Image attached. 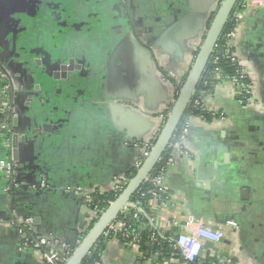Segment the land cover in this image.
Returning <instances> with one entry per match:
<instances>
[{
    "label": "crops",
    "instance_id": "obj_1",
    "mask_svg": "<svg viewBox=\"0 0 264 264\" xmlns=\"http://www.w3.org/2000/svg\"><path fill=\"white\" fill-rule=\"evenodd\" d=\"M35 1L0 0V65L15 74L18 116L2 112L0 97V162L11 156V132L20 138L14 172H0V264H46L42 249L22 248L20 225L30 219L41 241H82L91 209L67 189L109 192L131 173L141 156L136 145L160 126L158 114L176 93L161 81L155 56L182 85L223 0ZM236 48L264 97V10L249 12ZM38 56L46 69L33 68ZM209 96L226 124L192 123L196 156L179 157L166 180L170 201L151 200L147 209L168 238L190 217L212 229L235 222L239 229L228 228L221 244H205L201 261L264 264V116L241 106L229 83ZM42 180L48 190L40 192ZM149 251L113 239L102 264H151Z\"/></svg>",
    "mask_w": 264,
    "mask_h": 264
},
{
    "label": "built area",
    "instance_id": "obj_2",
    "mask_svg": "<svg viewBox=\"0 0 264 264\" xmlns=\"http://www.w3.org/2000/svg\"><path fill=\"white\" fill-rule=\"evenodd\" d=\"M264 10V0H239L238 4L232 14L230 20H233V28L225 36L227 42V58L231 61L233 66L238 67L237 74L238 77H229L228 75H223L220 69L216 68L214 70L215 80L218 83H229L233 90L236 101L243 107L255 111L258 114L264 116V97L260 96L257 92V86H255V81H253L245 62L240 58L237 48L236 41L238 37V32L240 27L243 25L244 20L247 19L249 12H256ZM219 48L218 44L216 46L215 52ZM215 54V53H214ZM157 70L162 78V81L167 84H172L174 87L178 88L180 85L175 81L173 74L166 70V67L162 63V59L157 57ZM216 64V62H215ZM254 78V77H253ZM3 77H0V86L5 82ZM7 87H3L4 93H6ZM210 94L205 91L196 90L193 95L192 102L188 109L187 114L190 111L200 110L203 113L210 114L213 118L210 121L213 123L226 124L227 119L225 115L221 112L211 109L209 106V96ZM167 116L163 115L162 120L166 121ZM197 119L202 123L208 124L209 121L206 120L204 116H186L184 124L180 129V132L176 135L175 141L170 145L168 151L170 154L168 157H164L162 161L155 168L153 173L148 177L145 184H150L153 188L147 193L152 197L151 200L159 201L161 204H165L170 201V193L168 186L166 184L167 177L169 176L170 171L177 164L179 157H191V148L188 144L189 131L191 129L192 123L190 120ZM158 138V133L154 134L152 137L148 138L145 142L137 144L141 151V156L136 162L133 170L138 172L141 166L148 158L151 153L156 140ZM1 168L10 169L9 164L2 163ZM130 175V174H129ZM125 176L120 177L114 183L111 191H101L96 188L83 189L78 187H70L67 189V193L71 196L85 198L89 206L93 205V201L98 196H103L107 193L114 192L119 195L125 190L128 183L133 179L132 177ZM46 188V182L43 180L35 188L37 190H44ZM142 199L146 195H141ZM144 202L143 200L133 199L131 203L124 209L122 214L132 216L133 221H135L138 226L131 224L130 220L126 219H117L109 225L105 233L103 234V239L110 241L122 237L124 240L123 244L126 247H131L136 252L141 250V235L144 231H151L152 235L149 240L151 243L161 244L167 242L174 249V251L179 253L178 255H172L170 259L164 260L162 264H180L183 260L186 264H192L196 261H201L203 257V252L205 250V244L207 242L213 243L214 246L221 244L227 239V229L231 230L239 229L238 225L235 222L229 221L224 223V225L219 226L217 229H212L211 227L205 225L203 222H199L194 217L188 218V220L179 226L175 224V227H179L180 233L176 234L175 237H165L158 233L159 228L156 226V219L149 213L148 209L151 207L152 201ZM95 206L93 211V217L91 218V224L96 223L97 219L104 213ZM90 224V226H91ZM33 221L27 220L25 223L20 225V235L22 237V248L25 251L28 250H40L43 245L47 244L46 249L48 252L43 254L46 264H65L71 255L73 250L71 245L64 243L57 239L49 240L48 242L41 241L34 234ZM90 228V227H89ZM34 237V242H30L29 237ZM118 240V239H117ZM218 264H229L230 262L225 260V262H217ZM94 264H102V257L100 260L96 261ZM152 264V259H151Z\"/></svg>",
    "mask_w": 264,
    "mask_h": 264
},
{
    "label": "water",
    "instance_id": "obj_3",
    "mask_svg": "<svg viewBox=\"0 0 264 264\" xmlns=\"http://www.w3.org/2000/svg\"><path fill=\"white\" fill-rule=\"evenodd\" d=\"M239 0H223L217 13L210 16L211 24L209 28H206L204 34V40L199 49L195 50L196 58L193 62L191 70L183 83L179 93H175L172 99V107L169 104L165 112H158L160 116V126L157 128L152 125L148 135L142 139L139 143L145 142L148 138L158 133L156 143L145 160L140 170L136 173L135 177L128 183L125 190L112 202L109 208L97 219L96 223L89 228L88 232L78 244L77 238L71 239L74 252L65 264H84L88 260L91 251L97 246L100 240L103 238V234L111 223L116 221L122 214L125 208L132 202L134 196L140 191L142 186L147 181L148 177L153 173L158 164L162 161L167 153L170 145L175 141V137L179 131V128L186 118L188 109L192 102L193 95L199 87L203 75L215 53L216 46L222 37L226 26L228 25L232 14L238 4ZM247 20V19H246ZM244 20L243 24L246 22ZM158 55L155 56L156 58ZM156 71L157 70V62ZM159 74V73H158ZM161 78V77H160ZM162 81V78H161ZM163 82V81H162ZM165 83V82H164ZM167 84V83H166ZM170 85L171 84H167ZM177 95V98L175 96ZM166 121L162 120V116L167 113ZM147 117L150 116V114ZM154 120V118H151ZM49 123V122H47ZM48 125V124H47ZM189 141V138H188ZM19 143V137H13L11 144V151L17 156V144ZM192 156H196L194 151H191ZM97 198L94 199L91 209V218L93 217V211L95 210ZM150 244H148L149 246ZM207 246H214L213 243L208 242ZM44 253L48 252V249L41 248ZM148 256V254L146 255ZM58 264V263H54Z\"/></svg>",
    "mask_w": 264,
    "mask_h": 264
},
{
    "label": "trees",
    "instance_id": "obj_4",
    "mask_svg": "<svg viewBox=\"0 0 264 264\" xmlns=\"http://www.w3.org/2000/svg\"><path fill=\"white\" fill-rule=\"evenodd\" d=\"M233 22H234L233 20H230L228 25L226 26L224 33L218 42L219 48L217 49L215 54H213V56H212V59H211L209 65L205 71V74L203 75L201 83H200L199 87L197 88L198 91H205L208 94L213 93L214 87L218 84V81L215 80V75H214V70L216 68L220 69L221 72L223 73V75H228L229 77H238L239 76L237 74L238 67L233 66L231 61L227 58V53L229 50L227 48V42H226L225 36L228 32H230L232 30L233 24H234ZM210 24H211V22L209 23L208 28H209ZM196 55L197 54H195L194 58H196ZM215 62H216V64H215ZM182 85H180L178 88H176L177 94L179 93V90L181 89ZM175 98H177V95L175 96ZM172 105L173 104L171 103L170 108L172 107ZM167 114H168V112L165 113L164 115L167 116ZM190 115L204 116L206 118V120H208L209 122L212 121V118H213L210 114L203 113L200 110L199 111L198 110L190 111L186 116L188 117ZM184 121L181 124L178 133L180 132V129L182 128V125L184 124ZM169 154H170V151H167V153L165 154L164 157H168ZM136 173L137 172L135 170H132L129 177L134 178ZM152 188L153 187L150 184H144L142 186V188L140 189V191L134 196L133 199L137 200L140 198L144 202L150 201L152 199V197L149 196L147 193ZM142 194L146 195V197L144 199H142V197H141ZM118 196H119V194L114 193V192L107 193L103 196H98L95 206H97V208L102 210V211H106L109 208L110 204L112 202H114ZM118 219L119 220L120 219L130 220L131 224H133L134 226H138V224L135 221H133L132 216L121 214ZM94 224L95 223H92L91 227ZM151 235H152L151 231H144L142 233V235H141V240H142L141 249L145 253H147L150 250L148 248V244H150L151 251H149V252L151 253V256L149 257V259H152V264H162L164 260L170 259L172 255H178L177 257L180 258L179 253L174 251V249L169 245V243H167V242L164 243L163 241H160V242H162L161 244L151 243L149 240ZM29 239H30V242H34V237L31 236V237H29ZM117 239L122 243L124 242V240H122L123 239L122 237H119ZM107 242L108 241H106L102 238L100 240V242L97 244V246L91 251L88 260H86L84 262V264H94L96 261L100 260V257L102 256L103 251L106 248ZM71 248L74 251L73 246H71ZM181 262H184V261L181 260ZM192 264H218V263H217L216 259L209 258L206 261H196ZM230 264H235V261H232Z\"/></svg>",
    "mask_w": 264,
    "mask_h": 264
},
{
    "label": "flooded vegetation",
    "instance_id": "obj_5",
    "mask_svg": "<svg viewBox=\"0 0 264 264\" xmlns=\"http://www.w3.org/2000/svg\"><path fill=\"white\" fill-rule=\"evenodd\" d=\"M28 1L33 2L32 6L34 4H36V1L34 2V0H28ZM86 1L89 3V6H93L95 0H86ZM59 3H61V2H59ZM26 7L29 8V5H27ZM61 32L63 33L64 31H60V33ZM55 33H56V31L53 30V29H52V31L51 30H48V32L45 34V36L42 37V43L45 44L44 39L45 40L47 39L46 41H48L49 40L48 37L51 34L54 35ZM31 60H32L31 62H32L33 68L35 70L40 71V70L46 69V67H47L46 66V61L44 60L43 57H40V56H38V57H32ZM0 77H3L4 78V81L3 82H5L2 86H0V97H1V108H2V112L4 113V112H9L10 111L11 114H13L14 116H16V114L14 113V97H13V94L15 92V74L12 71L7 70V69H5L4 67H2L0 65ZM3 87H7L6 93H4ZM36 87L41 90L42 84L38 82L36 84ZM34 100H35L34 99V96L28 97V100L26 102V105L32 106V104L34 103ZM14 116H13V119L16 122L18 116H16V118ZM50 121L51 122H49V124L46 126V128L48 129V131H52L53 130V128H52L53 125L52 124H54V121H52V120H50ZM3 131H4V128H3V130H2V128H0V133H2ZM15 136H18L19 137V134L18 133H15V131L13 130L11 132L10 142L12 141L13 137H15ZM19 146H20V138H19V143L17 144V152H18ZM9 148L11 149V144H10ZM15 160H16V156L11 151V156L9 157V159L0 162V172L1 173L2 172L3 173L4 172L13 173L14 172V169L16 168V164L14 163ZM2 163L9 164V168L10 169L1 168V164ZM34 189H35V187H34ZM47 190H48V185H47V182H46V188L44 190H42V191H47ZM37 191H40L41 192V190H37Z\"/></svg>",
    "mask_w": 264,
    "mask_h": 264
},
{
    "label": "rangeland",
    "instance_id": "obj_6",
    "mask_svg": "<svg viewBox=\"0 0 264 264\" xmlns=\"http://www.w3.org/2000/svg\"><path fill=\"white\" fill-rule=\"evenodd\" d=\"M196 120H197V119H192V120H190V122L193 123V122L196 121Z\"/></svg>",
    "mask_w": 264,
    "mask_h": 264
}]
</instances>
